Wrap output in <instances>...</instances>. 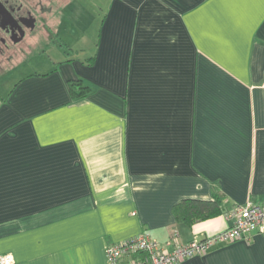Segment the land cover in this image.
Instances as JSON below:
<instances>
[{
	"label": "crops",
	"instance_id": "obj_1",
	"mask_svg": "<svg viewBox=\"0 0 264 264\" xmlns=\"http://www.w3.org/2000/svg\"><path fill=\"white\" fill-rule=\"evenodd\" d=\"M52 1L49 35L0 75V254L107 264L108 244L171 250L264 202V0H90L88 20ZM184 199L221 213L178 222ZM177 264H264V235Z\"/></svg>",
	"mask_w": 264,
	"mask_h": 264
},
{
	"label": "built area",
	"instance_id": "obj_2",
	"mask_svg": "<svg viewBox=\"0 0 264 264\" xmlns=\"http://www.w3.org/2000/svg\"><path fill=\"white\" fill-rule=\"evenodd\" d=\"M235 221L213 235L194 236L188 243L175 245L167 250L158 241L142 231L128 240L108 244L105 248L107 264H177L195 255L204 254L209 248L243 239L250 233L264 235V202L249 200L231 213ZM11 254H0V264H13Z\"/></svg>",
	"mask_w": 264,
	"mask_h": 264
},
{
	"label": "flooded vegetation",
	"instance_id": "obj_3",
	"mask_svg": "<svg viewBox=\"0 0 264 264\" xmlns=\"http://www.w3.org/2000/svg\"><path fill=\"white\" fill-rule=\"evenodd\" d=\"M52 0H0V75L12 69L18 60L28 57V42L39 33L47 37L48 27L42 15L51 7Z\"/></svg>",
	"mask_w": 264,
	"mask_h": 264
},
{
	"label": "trees",
	"instance_id": "obj_4",
	"mask_svg": "<svg viewBox=\"0 0 264 264\" xmlns=\"http://www.w3.org/2000/svg\"><path fill=\"white\" fill-rule=\"evenodd\" d=\"M75 95H83L88 89L79 82L71 84ZM78 91H77V90ZM221 213L220 202L215 199L212 201L184 199L173 207V214L178 222L191 224L194 221L204 220Z\"/></svg>",
	"mask_w": 264,
	"mask_h": 264
},
{
	"label": "rangeland",
	"instance_id": "obj_5",
	"mask_svg": "<svg viewBox=\"0 0 264 264\" xmlns=\"http://www.w3.org/2000/svg\"><path fill=\"white\" fill-rule=\"evenodd\" d=\"M79 2H80V5L82 6V8L84 9V8H86V16L84 15V17H85V20L88 18V16H90V14H89V7H90V0H73L72 2H71V6H72V8H74V6H75V4H73L72 5V3H78L79 4ZM70 12L71 11H66V13H67V24H68V26L71 28H68V31H69V29L71 30V32H74V29L76 28V26H78L80 23H83V24H86V23H88V21H80V17H75L74 15H72V14H70ZM72 16H74V18L72 17ZM88 20V19H87ZM76 30V29H75ZM63 35H66V36H73V33H70L69 34V32H66V33H63ZM60 41H62V38H58ZM83 41V40H82ZM81 41V42H82ZM83 44V47L85 48V46H84V43H82ZM86 48L88 49V42L86 41ZM85 48V49H86ZM29 60L30 59H25V60H23V62H24V64H26L27 62H29Z\"/></svg>",
	"mask_w": 264,
	"mask_h": 264
}]
</instances>
